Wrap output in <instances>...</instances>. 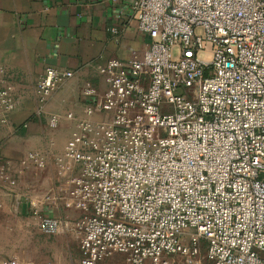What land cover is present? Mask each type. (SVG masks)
<instances>
[{
	"label": "built area",
	"instance_id": "obj_1",
	"mask_svg": "<svg viewBox=\"0 0 264 264\" xmlns=\"http://www.w3.org/2000/svg\"><path fill=\"white\" fill-rule=\"evenodd\" d=\"M130 7L149 46L98 65L103 84L87 81L81 114L66 113L74 127L61 153L0 154V184L14 190L30 164L52 162L55 200L80 213L40 215L38 226L75 229L81 264L114 253L125 264H264V0ZM74 74L45 68L38 113ZM21 102L0 68V121L17 128L10 114ZM59 122L51 114L49 129ZM0 264L55 263L15 255Z\"/></svg>",
	"mask_w": 264,
	"mask_h": 264
},
{
	"label": "crops",
	"instance_id": "obj_2",
	"mask_svg": "<svg viewBox=\"0 0 264 264\" xmlns=\"http://www.w3.org/2000/svg\"><path fill=\"white\" fill-rule=\"evenodd\" d=\"M150 41L132 17L130 0H0V68L22 101L10 114L17 128L0 121V154L18 161L31 150L46 157L61 153L74 127L66 113L81 114L87 81L103 84L98 65L112 57L126 62L142 54ZM47 66L75 74L51 96L45 112L38 113L35 87ZM51 114L60 117L55 130L48 127ZM57 179L51 162L45 168L26 167L14 190L0 184V259L20 255L35 260L31 225L39 228L40 215H79L55 200ZM44 260L67 264L57 256Z\"/></svg>",
	"mask_w": 264,
	"mask_h": 264
},
{
	"label": "rangeland",
	"instance_id": "obj_3",
	"mask_svg": "<svg viewBox=\"0 0 264 264\" xmlns=\"http://www.w3.org/2000/svg\"><path fill=\"white\" fill-rule=\"evenodd\" d=\"M32 247L30 252L35 255V260L42 261L44 258H56L67 264H80V244L75 229L66 228L64 231L48 235L43 233L34 223L31 225ZM206 245L202 250L205 260ZM97 264H125V256L121 253L99 260Z\"/></svg>",
	"mask_w": 264,
	"mask_h": 264
}]
</instances>
